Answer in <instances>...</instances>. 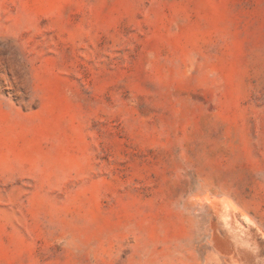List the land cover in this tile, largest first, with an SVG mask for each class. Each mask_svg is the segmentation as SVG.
<instances>
[{"label": "rangeland", "instance_id": "obj_1", "mask_svg": "<svg viewBox=\"0 0 264 264\" xmlns=\"http://www.w3.org/2000/svg\"><path fill=\"white\" fill-rule=\"evenodd\" d=\"M223 199L264 245V0H0V264H207Z\"/></svg>", "mask_w": 264, "mask_h": 264}, {"label": "bare ground", "instance_id": "obj_2", "mask_svg": "<svg viewBox=\"0 0 264 264\" xmlns=\"http://www.w3.org/2000/svg\"><path fill=\"white\" fill-rule=\"evenodd\" d=\"M212 203L215 206V211H216L218 221H219L217 224L214 225V227H216V228L221 227L222 229H227L228 231H227V234H225L226 237L219 238L217 236V237L213 238L211 244H202L201 248L204 249V252L207 248H209L208 253H207V255L209 254V256L207 257V262H208L207 264H218L219 263V261H220L219 256L216 255V253H218V252H221L224 255H228V254L232 253L233 251H239L248 260V262L254 261L256 258H258L261 251L264 250V245L262 244L261 240L259 239V235H260L259 233H261V232L252 233V231L246 230L242 227V225L238 222L237 216H236L238 210H237L236 206L231 201H229L227 199L213 200ZM247 223L249 224V221ZM206 229H209L208 226L206 224L202 223L200 230H199V235H197L196 238L192 239L189 244L191 245V244L196 243V241H199L202 238L204 239L207 236V231L205 232ZM200 233H202L203 235L200 236ZM218 235H219V233H218ZM184 248H186V247H184ZM187 250H189V249H187ZM176 252H179V251H176ZM192 252H193V250H192ZM184 254H186V253H184ZM176 255H178V254H176ZM177 258L178 257L175 256V264L182 263V262H179L182 260L178 261ZM182 259H183V256H182ZM191 259L192 258H190L189 261L192 262ZM229 259H231V258H229ZM229 264H234V263L230 262ZM258 264H264V258Z\"/></svg>", "mask_w": 264, "mask_h": 264}]
</instances>
